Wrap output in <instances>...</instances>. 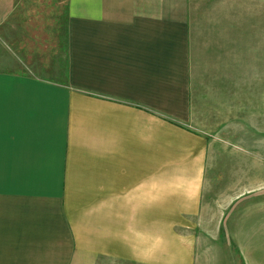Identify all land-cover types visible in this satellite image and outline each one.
<instances>
[{
  "label": "crops",
  "instance_id": "crops-1",
  "mask_svg": "<svg viewBox=\"0 0 264 264\" xmlns=\"http://www.w3.org/2000/svg\"><path fill=\"white\" fill-rule=\"evenodd\" d=\"M2 1L63 18L65 53L41 76L0 71V264H194L193 22L234 0Z\"/></svg>",
  "mask_w": 264,
  "mask_h": 264
},
{
  "label": "rangeland",
  "instance_id": "rangeland-1",
  "mask_svg": "<svg viewBox=\"0 0 264 264\" xmlns=\"http://www.w3.org/2000/svg\"><path fill=\"white\" fill-rule=\"evenodd\" d=\"M227 9L225 20L193 22L186 125L206 147L188 231L194 264H264V0H234ZM14 14L6 18L0 0V71L53 72L65 53L63 18Z\"/></svg>",
  "mask_w": 264,
  "mask_h": 264
}]
</instances>
